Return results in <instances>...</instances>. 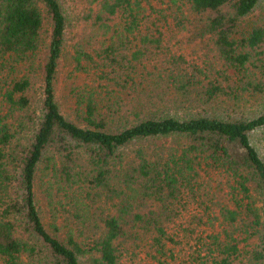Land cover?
Instances as JSON below:
<instances>
[{"label":"trees","instance_id":"1","mask_svg":"<svg viewBox=\"0 0 264 264\" xmlns=\"http://www.w3.org/2000/svg\"><path fill=\"white\" fill-rule=\"evenodd\" d=\"M261 1L0 0V264H264Z\"/></svg>","mask_w":264,"mask_h":264},{"label":"rangeland","instance_id":"2","mask_svg":"<svg viewBox=\"0 0 264 264\" xmlns=\"http://www.w3.org/2000/svg\"><path fill=\"white\" fill-rule=\"evenodd\" d=\"M255 21L256 22L263 21L264 23V0L261 1V3L256 8L255 12L248 17L244 25L247 26L248 24L254 23ZM44 35L47 36L48 33L45 32ZM71 43L72 41L69 42V45ZM68 50L72 51L71 45L68 47ZM45 51L46 48H44L43 52L45 53ZM258 52H261V54H257V55L254 54V57L252 59L255 65L250 67V70H252L251 72L253 74L252 77L261 81L264 87V46L259 48ZM66 63H67V57L62 61V67L64 72H67L69 69ZM35 81L36 83L33 85V88L31 90V95L34 101H37L38 97L41 95L40 77H36ZM217 107H220L219 111L223 115L231 114L237 116V115L245 114L249 116H254L264 108V92L259 91L252 94H244V98L240 99L235 103L233 101L227 100L224 103L220 102V104ZM63 108L65 111H67V113L70 114V107L67 103H63ZM70 116L73 117L72 115ZM158 142L153 141L148 145V147L154 148V145L157 147V144L159 146H161L162 144H166L164 147H167V145L170 144V143H166V141L164 140H159ZM252 142L257 147L260 154L264 158V129L252 135ZM132 149L133 147L129 148L127 153H131ZM136 251L137 252L135 253L133 252L125 253L122 262L120 264H187L185 260L184 252L182 251L180 246L175 248L174 257L173 258L169 257L166 262H159L158 260L152 258L146 252L144 251L141 252L140 249H137ZM165 258L166 257H164L163 259Z\"/></svg>","mask_w":264,"mask_h":264}]
</instances>
